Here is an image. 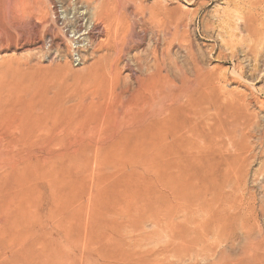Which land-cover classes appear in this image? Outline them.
I'll return each instance as SVG.
<instances>
[{"label":"rangeland","instance_id":"374dc122","mask_svg":"<svg viewBox=\"0 0 264 264\" xmlns=\"http://www.w3.org/2000/svg\"><path fill=\"white\" fill-rule=\"evenodd\" d=\"M229 1L0 0V217L20 200L29 229L0 264H264V4L251 40ZM117 47L123 96L97 77ZM191 83L177 122L198 139L107 141Z\"/></svg>","mask_w":264,"mask_h":264},{"label":"bare ground","instance_id":"6f19581e","mask_svg":"<svg viewBox=\"0 0 264 264\" xmlns=\"http://www.w3.org/2000/svg\"><path fill=\"white\" fill-rule=\"evenodd\" d=\"M102 1V0H101ZM117 1H119V0H117ZM121 1V0H120ZM231 1V0H230ZM229 1V2H230ZM232 1H234V7L233 8H235V10H236V12H232V13H234L233 15H235V16H232V18H236L235 20L238 22L236 25H238L239 27L241 26L242 27V29L245 31L244 33H246L249 37H250V39L251 38H254L255 36H257V29H256V25H255V23H256V17H254V15L252 14V11H254L258 6L260 7V5H262V3L264 4V2H262V1H264V0H232ZM99 4H100V2H99ZM133 4H135V3H133ZM143 4V3H142ZM228 4H230V3H228ZM233 4V3H232ZM96 5V4H95ZM101 5V4H100ZM107 5V4H106ZM126 5V4H125ZM139 5V4H138ZM146 5V4H145ZM105 6V5H104ZM104 6H102V8L104 7ZM144 6V5H143ZM229 6V5H228ZM249 6V8H251V10H249V9H247V7ZM107 7V6H106ZM115 7V6H114ZM136 7H138V6H136ZM135 7V8H136ZM141 7V6H140ZM156 7V6H155ZM230 7V6H229ZM102 8H99V10L100 9H102ZM112 8V7H111ZM121 8V7H120ZM145 8V7H144ZM133 9V8H132ZM140 9V8H139ZM138 9V10H139ZM142 9H143V7H142ZM149 9V8H148ZM148 9H144V10H146V12H147V10ZM162 9H165V8H162ZM110 10V9H109ZM160 10V9H159ZM165 10H167V9H165ZM232 10V9H231ZM246 10H248L249 12H246ZM256 10H258V9H256ZM255 10V11H256ZM261 10V9H260ZM264 10V9H263ZM113 11V10H112ZM141 10H139V12H140ZM143 11V10H142ZM141 11V12H142ZM151 11V9H149V12ZM153 11V10H152ZM254 11V12H255ZM259 11V10H258ZM127 12V11H126ZM131 12V11H130ZM135 12H136V10H135ZM138 12V11H137ZM136 12V13H137ZM138 12V13H139ZM141 12L139 13V14H141ZM149 12H147V13H149ZM154 12V11H153ZM153 12H150L151 13V15H150V13H149V15H148V17L149 16H151L150 18H148V20H146L145 18H143V19H145V21H147V22H149V24H157V23H154V22H152V20H153V17L152 16H154V15H152V13ZM165 11L163 10L162 11V13H164ZM169 12V11H168ZM120 13V15H122V17H123V15L124 14H121V12H119ZM142 13H145V11H143ZM158 13V12H157ZM166 13V12H165ZM256 13H258V12H256ZM113 14H114V12H113ZM117 14H118V12H117ZM146 14V13H145ZM231 14V13H230ZM229 13H228V15H230ZM114 15H116V13L114 14ZM127 15H128V13H127ZM166 15V14H165ZM257 15V14H256ZM262 15H263V13H262ZM262 15L260 14V16L262 17ZM129 16V15H128ZM134 16V15H133ZM145 16V15H144ZM143 16V14H142V17H144ZM167 16H168V14H167ZM112 17H113V15H112ZM116 17H118L117 18V24H118V21H120V17L119 16H117L116 15ZM141 17V16H140ZM140 17H138V15H137V17H134V18H140ZM263 17H264V15H263ZM125 18V17H124ZM129 18V17H128ZM131 18V17H130ZM129 18V19H130ZM133 18V17H132ZM131 18V19H132ZM169 18V17H168ZM258 18V17H257ZM106 19V18H105ZM115 19V18H114ZM121 19H123V18H121ZM130 19V20H131ZM165 19H167L166 18V16H165ZM125 20H126V18H125ZM134 20V19H133ZM132 20V21H133ZM263 20H264V18H263ZM263 20H258V21H263ZM107 21V20H106ZM114 21V20H113ZM116 21H114V22H116ZM123 21H124V19H123ZM123 21L121 22L120 21V23H123ZM136 21V20H135ZM144 21V22H145ZM155 21H158V19L157 20H155ZM159 21H160V19H159ZM229 21V20H228ZM137 22V21H136ZM143 22V21H142ZM151 22V23H150ZM234 22V21H233ZM125 23H126V21H125ZM130 23V22H129ZM163 23V24H162ZM162 23H158L157 24V26L156 27H158L159 29H161L160 28V25L159 24H161V25H164V24H166V22L164 23V21L162 22ZM262 23V22H261ZM115 24V23H114ZM124 24V23H123ZM143 24V23H142ZM147 25H149L148 23H146ZM260 24V23H259ZM146 25V26H147ZM159 25V26H158ZM171 25V24H170ZM169 25V26H170ZM230 25V24H229ZM96 26V25H95ZM105 26H107V25H105ZM110 26V25H109ZM108 26V27H109ZM120 26H121V24H120ZM165 26V25H164ZM261 26V25H260ZM117 27V26H116ZM115 27V28H116ZM122 27V26H121ZM132 27V26H131ZM148 27V26H147ZM238 27V28H239ZM151 28V27H150ZM153 28H155V27H153ZM109 29V28H108ZM114 29V28H113ZM112 29V30H113ZM143 29V28H142ZM107 30V29H106ZM122 30V29H121ZM128 31V30H127ZM156 31H157V29H156ZM159 31V30H158ZM113 32H114V30H113ZM112 32V33H113ZM115 32H116V30H115ZM133 32V31H132ZM162 32H163V30H162ZM161 32V33H162ZM243 32V31H242ZM110 33V32H109ZM121 33H122V31H121ZM160 33V32H159ZM168 33V32H167ZM108 35V34H107ZM116 35V34H115ZM132 35V34H131ZM161 35H163V34H161ZM173 35V34H172ZM245 35V34H244ZM246 35V37L248 38V36ZM128 36V35H127ZM175 36V35H174ZM241 36V35H240ZM258 36H260V35H258ZM161 37V36H160ZM176 37V36H175ZM234 37V36H233ZM264 37V36H263ZM109 38V37H108ZM112 38V37H111ZM125 39V38H124ZM241 39V38H240ZM249 39V38H248ZM118 40V39H117ZM121 40V39H120ZM232 40V39H231ZM252 40V39H251ZM255 40H257V39H255ZM114 41H116V40H114ZM122 41V40H121ZM119 41H117V43H118ZM123 42H124V40H123ZM254 42V41H253ZM262 42V41H261ZM116 43V42H115ZM232 43V42H231ZM230 43V44H231ZM104 44V43H103ZM121 44V43H120ZM141 44V43H140ZM233 44V43H232ZM252 44V43H251ZM105 45V44H104ZM241 45V44H240ZM246 45V44H245ZM102 47H104V46H102ZM138 47V46H137ZM261 47V46H260ZM127 48V47H126ZM136 48V47H135ZM252 48V47H251ZM132 49V48H131ZM242 49V48H241ZM262 49V48H261ZM126 50V49H125ZM106 51V50H105ZM154 53V52H153ZM108 54V53H107ZM125 54H126V52L124 51V47L122 48V49H118V47H117V49H115V56H116V58H115V60L110 64V65H108L107 64V62L106 63H104L105 61H106V58H104V59H102L103 60V65H102V67H100V68H102L101 70H100V74L97 76L98 77V80L101 82H99V85L100 86H102V87H104V86H109V91L110 92H112V94H116V90H117V88L119 87V85H120V81H119V79H120V74H122V73H120V68H119V63H120V61H121V59H122V57L123 56H125ZM142 55V54H141ZM140 55V56H141ZM156 55H157V53H156ZM254 55V54H253ZM112 56V55H111ZM136 56V55H135ZM262 56V55H261ZM114 57V56H113ZM142 57V56H141ZM112 58V57H111ZM136 58V57H135ZM131 60V59H130ZM135 60V59H134ZM137 60V59H136ZM135 60V61H136ZM149 60V59H148ZM138 62V61H137ZM135 63V62H134ZM257 63V62H256ZM255 63V64H256ZM259 64V63H258ZM135 65V64H134ZM101 66V65H100ZM129 66V65H128ZM154 66V65H153ZM160 67V66H159ZM99 68V69H100ZM162 68V67H161ZM134 69V68H133ZM142 69V68H141ZM150 69V68H149ZM156 69V68H155ZM122 70V69H121ZM163 70V69H162ZM254 70V69H253ZM137 71V70H136ZM161 71V70H160ZM144 72H145V70H144ZM120 73V74H119ZM150 73V72H149ZM105 74H107V75H105ZM160 76V75H159ZM161 77V76H160ZM132 78V77H131ZM164 78V77H163ZM148 79V78H147ZM121 80V79H120ZM127 80V79H126ZM168 80V79H167ZM119 81V82H118ZM135 81V80H134ZM122 82H123V80H122ZM118 83H119V85H118ZM108 84V85H107ZM184 84V83H183ZM199 84V83H198ZM104 85V86H103ZM111 86V87H110ZM121 86V85H120ZM183 86V85H182ZM122 87V86H121ZM175 87V86H174ZM196 87H197V85L196 84H185L184 86H183V88L181 89V91L179 92V91H174V92H172V91H170V94H169V96H168V98L170 97V99H169V101L166 103V104H164V105H162V103L161 104H159L158 105V101L156 102L157 104H154V103H152L151 105H148L147 104V102H145V101H147V100H145V99H142L143 100V102H142V104H140L142 107H140L141 109H137V111H132V118H131V120L129 121V119H130V116L128 117L129 119H128V121L126 122H122V123H119V119L117 120V118H116V120L118 121L117 123L116 122H114V123H116V124H114V125H112L113 127L111 128V129H109V133H108V136H110V138L108 137V138H106L107 139V141L108 140H110V141H115V144L114 145H116L117 143H120V145H122V150L121 151H123V149H125V148H123L124 146H126V145H129L131 142H133V139L135 138L136 140H137V142H145V141H147L149 138H152V137H154V135L156 134V133H161V136H162V138L165 140V137H164V128L165 129H169L170 130V132L168 133L169 135H167L166 136V140L168 141L169 139H171L172 140V142H173V144H174V146L176 147V151H178L179 150V145L183 142V140H184V137L186 136V137H191V138H194V139H198V137H199V131L198 130H196L195 128H182L180 125H179V123L177 122V119H178V116H179V114H180V109H183L185 106H187L188 104L190 105V104H192V103H194L193 102V96L195 95V93L194 92H196L195 91V89H196ZM123 88V87H122ZM125 88V87H124ZM177 88V87H176ZM176 88H174L175 90H176ZM181 88V87H180ZM198 88V87H197ZM119 89V88H118ZM178 89V88H177ZM107 90V89H106ZM127 90V89H126ZM125 89L123 90H121V91H126ZM129 90V89H128ZM128 90L126 91V92H128ZM180 90V89H179ZM119 91V90H118ZM158 91V90H157ZM156 91V94H158V92ZM113 92H115V93H113ZM123 92H118L117 94L118 95H122V93ZM130 92V91H129ZM105 93V92H104ZM125 93V92H124ZM101 94V93H100ZM116 94V95H117ZM132 94V93H131ZM130 94V95H131ZM134 94V93H133ZM136 94V93H135ZM105 95V94H104ZM125 95H127V94H125ZM130 95H127V96H130ZM159 95V94H158ZM110 96V95H109ZM123 96V95H122ZM131 97V96H130ZM132 98V97H131ZM133 98H135V97H133ZM96 99H98V98H96ZM165 99V98H164ZM86 100V99H85ZM59 101V100H58ZM57 101V102H58ZM63 101V100H62ZM130 101V100H129ZM154 101V100H153ZM64 102V101H63ZM115 103V102H114ZM57 104H59V102L57 103ZM66 104V103H65ZM64 104L62 103L61 104V106H63ZM86 105V104H85ZM105 105V104H104ZM120 105V104H119ZM122 105V104H121ZM151 106H153V107H151ZM59 108H60V105L58 106ZM64 107H65V105H64ZM63 107V108H64ZM67 107V106H66ZM66 107H65V109L64 110H67L66 109ZM151 107V108H150ZM58 109V108H57ZM61 109H62V107H61ZM61 109H59L60 111H62V113H64L63 112V110H61ZM68 109H70V108H68ZM56 110V109H55ZM71 110V109H70ZM126 110H128V109H126ZM48 111V110H47ZM53 111V110H52ZM52 111H50V112H52ZM58 111V110H57ZM56 111V112H57ZM55 112V113H56ZM59 112V111H58ZM57 112V113H58ZM67 112V111H66ZM106 112V111H105ZM124 112V111H123ZM128 112V111H127ZM134 112V113H133ZM40 113V112H39ZM53 113H54V111H53ZM53 113H51V114H53ZM61 113V114H62ZM68 114H69V112H67ZM126 113V112H125ZM60 114V113H59ZM130 114V113H129ZM38 115V114H37ZM123 115V114H122ZM125 115V114H124ZM117 116V115H116ZM120 116V115H119ZM66 117V116H65ZM120 117H122V116H120ZM120 117H118V118H120ZM124 118H125V116H123ZM123 117L121 118V119H123ZM120 119V120H121ZM115 120V121H116ZM124 120H126V119H124ZM36 121V120H35ZM34 121V122H35ZM122 121V120H121ZM103 126V125H102ZM40 127V126H39ZM93 127V126H92ZM64 128H66V127H64ZM94 128V127H93ZM90 130V129H89ZM94 130V129H93ZM72 132V131H71ZM97 132V131H96ZM81 133H82V131H81ZM92 133H94V132H92ZM89 134V133H88ZM101 134H103L102 132H101ZM72 135V134H71ZM71 135H69L70 137H71ZM74 135H75V133L73 134V137H74ZM77 135H79V134H76L75 136H77ZM90 135H91V132H90ZM90 135H87V136H90ZM95 135V134H94ZM100 135V134H99ZM98 135V136H99ZM83 136H85V135H83ZM86 136V137H87ZM68 137V136H67ZM79 137V136H78ZM92 137V136H91ZM100 137V136H99ZM98 137V138H99ZM63 138V137H62ZM69 138V137H68ZM75 139L77 138V137H74ZM82 138V137H81ZM88 138V137H87ZM93 138H94V136H93ZM95 139V138H94ZM97 139V138H96ZM73 140V139H72ZM92 140V139H91ZM7 141V140H6ZM71 141V140H70ZM78 141V140H77ZM83 141H85L84 140V138H83ZM74 142V141H73ZM76 142V141H75ZM81 142H82V140H81ZM93 142H94V140H93ZM95 142H96V140H95ZM112 143V142H111ZM122 143H124V145L122 144ZM71 144H73V143H71ZM75 144V143H74ZM80 144V142H78V145ZM91 144V143H90ZM126 144V145H125ZM76 145V144H75ZM83 145V144H82ZM94 145V144H93ZM110 145H113V144H110ZM113 145V146H114ZM120 145H119V148H120ZM87 146V145H86ZM86 146H84V148L86 147ZM113 146H112V150L113 151H115L114 149H113ZM116 146H118V145H116ZM115 146V147H116ZM2 147V146H1ZM94 147L96 148V146L94 145ZM114 147V148H115ZM75 148V147H74ZM83 148V149H84ZM109 148V147H108ZM100 149V148H99ZM22 150V149H21ZM86 150H88V149H86ZM101 150V149H100ZM98 151V152H101L102 150H106V149H103V147H102V150L101 151ZM14 151V150H13ZM78 151V150H77ZM84 151V150H83ZM82 151V152H83ZM92 151V150H91ZM91 151H90V153H91ZM96 151V150H95ZM106 151H108V152H111V146H110V150L108 149V150H106ZM105 151V152H106ZM116 151H118V150H116ZM126 151V150H125ZM168 151H169V148H165V154L166 155H169V153H168ZM75 152V151H74ZM85 152V151H84ZM97 152V151H96ZM103 152V151H102ZM99 153V154H103V153ZM11 153V152H10ZM72 153H73V151H72ZM76 153V152H75ZM93 153V152H92ZM118 153V152H117ZM120 153V152H119ZM122 153V155H124L125 153H124V151L123 152H121ZM124 153V154H123ZM7 154V153H6ZM9 154V153H8ZM56 154V153H55ZM70 154V153H69ZM78 153H76V155H77ZM80 154H82L81 152L79 153V155ZM105 155H106V153H104ZM104 154L102 155L103 157H104ZM115 154H116V152H115ZM1 155V154H0ZM59 155H61V154H59ZM75 155V154H74ZM87 155V154H86ZM96 155V154H95ZM108 155V154H107ZM106 155V156H107ZM114 155V154H113ZM121 155V154H120ZM84 156V155H83ZM98 156V155H97ZM101 156V155H100ZM105 156V157H106ZM115 156V155H114ZM67 157H68V155H67ZM66 157V158H67ZM71 157V156H70ZM76 157V156H75ZM84 157H86V156H84ZM99 157V156H98ZM102 157V159H104ZM8 158V157H7ZM13 158V157H12ZM15 158V157H14ZM69 158V157H68ZM3 159V158H2ZM71 159H73V158H71ZM6 160V159H5ZM10 160V159H9ZM75 160H76V158H75ZM99 160V159H98ZM96 161V160H95ZM2 162V161H1ZM97 162V161H96ZM7 163V162H6ZM3 164L4 165H6L4 162H3ZM8 164V163H7ZM13 164V163H12ZM45 164V163H44ZM21 165V164H20ZM48 165V164H47ZM9 166V165H8ZM7 166V167H8ZM16 166H18V165H16ZM32 166V165H31ZM31 166H29V167H31ZM5 167V166H4ZM13 167H15V166H13ZM0 169H2V167L0 168ZM13 169V168H12ZM17 169V168H16ZM19 169V168H18ZM18 169L16 170V171H18ZM21 169V168H20ZM19 169V170H20ZM14 170V169H13ZM2 171V170H1ZM0 171V172H1ZM72 171V170H71ZM3 172V171H2ZM1 172V173H2ZM54 173H56V172H54ZM58 173V172H57ZM57 173H56V175H55V177L57 176ZM67 173H69V172H67ZM17 174H20V176H22L21 175V173H17ZM19 176V175H18ZM18 176H16L17 178H18ZM19 176V177H20ZM6 177V176H5ZM28 177V176H27ZM53 177H54V175H53ZM94 177V176H93ZM2 178H4L3 176H2ZM50 178V177H49ZM113 178V177H112ZM24 179V178H23ZM179 179V178H178ZM17 180V179H16ZM16 180H14V182L16 181ZM20 180V179H19ZM19 180H17L16 181V183L19 181ZM106 180H108V179H106ZM2 182L1 183H3V180H1ZM109 181V180H108ZM20 183H21V181H19ZM111 182V181H110ZM113 182H114V180H113ZM6 183H8V182H6ZM19 183V184H20ZM5 184V183H4ZM23 184V183H22ZM106 185V184H105ZM114 186L116 185V182H115V184H113ZM2 186V185H1ZM107 187V186H106ZM1 188V187H0ZM102 188V187H101ZM67 189V188H66ZM115 189V188H114ZM103 190H104V188H103ZM110 190V189H109ZM105 191V190H104ZM103 191V192H104ZM101 192V191H100ZM109 192V191H108ZM115 192H117V188H116V191ZM0 193H1V191H0ZM70 193V192H69ZM102 193V192H101ZM100 193V194H101ZM72 194V193H71ZM75 194V193H74ZM99 194V193H98ZM99 194V195H100ZM118 194V193H117ZM119 196V195H118ZM99 197V196H98ZM113 197V196H112ZM13 198H15V197H13ZM69 198V197H68ZM108 198V197H107ZM110 198V197H109ZM93 199V198H92ZM69 200H70V198H69ZM111 200V199H110ZM116 200V199H115ZM14 201L15 200H12V203L13 204H16V205H11L12 207H9V206H7V207H9V209L7 210V213L5 212L4 214H6V216L3 218V214L1 215V217H2V219H0V254L1 255H3V256H6L7 254H10V253H13V252H15L16 250H17V248L19 247V246H21L23 243H20V242H22V241H20L23 237H25L26 235H27V230H29L27 227L25 228V232H22L23 234H21L23 237L21 238H17V234H20V233H18L19 231H18V227H19V229H20V227L22 226V224H23V222H24V218H26V217H22L21 218V215L20 216H16L15 218L13 217V216H11V217H9L10 216V213H12L13 211H15L16 213L17 212H23L24 211V209L22 208V207H20L19 206V204H17V203H19L20 202V200H19V202H15L14 203ZM16 201H17V199H16ZM71 201V200H70ZM69 201V202H70ZM118 201V200H117ZM116 201V202H117ZM74 202V201H73ZM72 202V203H73ZM115 202V201H114ZM10 203V202H9ZM8 203V204H9ZM71 203V202H70ZM78 203V202H77ZM11 204V203H10ZM112 206V205H111ZM113 206H114V204H113ZM2 207L3 206H1V209H2ZM178 210H181V209H186L185 208V206H184V204H180L179 205V207L177 208ZM89 210V209H88ZM89 213V212H88ZM21 214V213H20ZM22 215H24V214H22ZM0 217V218H1ZM20 217V218H19ZM29 218H31V217H29ZM28 218V219H29ZM6 219V220H5ZM27 219V222L29 221ZM26 220V219H25ZM32 220V219H31ZM25 223V222H24ZM166 225H170L169 224V222L167 221V222H164ZM26 224H29V223H26ZM198 224H200V223H198ZM25 226V225H24ZM27 226H29V225H27ZM91 227V226H90ZM24 228V227H23ZM21 229L20 231H22V230H24V229ZM86 228V227H85ZM87 229V228H86ZM92 231H94L92 228H91V232ZM16 232V233H15ZM13 233H15L16 235H14ZM25 233H26V235H25ZM29 234V233H28ZM25 235V236H24ZM92 235V234H91ZM28 236V235H27ZM18 237H19V235H18ZM94 237V236H93ZM90 238V236L88 235V232H87V230H86V234H85V239H89ZM26 239V238H25ZM23 240H24V238H23ZM92 240H94V239H92ZM89 241H90V239H89ZM24 242V241H23ZM91 243H93V242H91Z\"/></svg>","mask_w":264,"mask_h":264}]
</instances>
